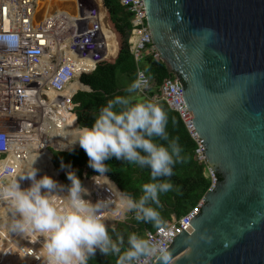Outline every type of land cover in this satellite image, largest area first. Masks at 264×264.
I'll return each mask as SVG.
<instances>
[{
	"label": "water",
	"instance_id": "obj_1",
	"mask_svg": "<svg viewBox=\"0 0 264 264\" xmlns=\"http://www.w3.org/2000/svg\"><path fill=\"white\" fill-rule=\"evenodd\" d=\"M144 4L153 46L221 176L169 246L170 264H264V0Z\"/></svg>",
	"mask_w": 264,
	"mask_h": 264
},
{
	"label": "built area",
	"instance_id": "obj_2",
	"mask_svg": "<svg viewBox=\"0 0 264 264\" xmlns=\"http://www.w3.org/2000/svg\"><path fill=\"white\" fill-rule=\"evenodd\" d=\"M120 2L132 14L129 43L136 64L142 66L147 52L158 59L147 25L144 0ZM105 11L102 0H0V187L16 177L19 180L28 162L44 153L46 141L51 138L62 141L65 133H72L74 127L80 128L74 117L76 81L79 82L82 74L95 70L109 53L102 26ZM140 72L150 81L145 69L139 68L137 75ZM159 100H164L182 119L196 145L195 159L203 165V173L210 180L208 190H212L218 174L207 163L178 78L163 80ZM111 183L102 174L89 177L84 183L90 192L86 198L93 202L100 199V214L106 220L118 210ZM60 196L58 204L62 207L64 194ZM203 202L204 195L180 216L174 215L162 226L146 230L145 237L161 241L168 249ZM5 216L0 213V227L11 243L6 232L11 231L10 223ZM22 236L28 237L30 244L18 242L21 252L34 256L35 263H39L38 250L43 248L44 237L37 233ZM13 256L11 264H29L24 258ZM147 261L153 264L156 257H148Z\"/></svg>",
	"mask_w": 264,
	"mask_h": 264
},
{
	"label": "clouds",
	"instance_id": "obj_3",
	"mask_svg": "<svg viewBox=\"0 0 264 264\" xmlns=\"http://www.w3.org/2000/svg\"><path fill=\"white\" fill-rule=\"evenodd\" d=\"M146 71V70H145ZM149 78L140 72L125 89L128 95H116L99 109L93 123L80 128L76 139L58 151H74L78 143L88 156V165L104 175L110 170V158L149 170V180L140 185L139 196L122 193L121 219L131 213L138 222L156 227L164 224L159 208L162 193L179 191L170 179L177 163L185 161L178 137L170 136L168 113L153 101H137L134 94L147 87ZM163 141V142H158ZM37 158V157H36ZM33 160L30 170L19 174L0 187V201L12 212L10 230L20 235L35 232L44 237L41 255L44 264H89L97 250L115 256V264H148L156 257L160 264H170L171 255L161 241L150 240L136 232L125 237L100 214V199L86 198L89 189L83 185L71 162L60 159L67 169L70 184L64 185L40 169ZM30 184L21 187V181ZM64 194L63 206L57 203ZM111 227V233H110ZM126 243V246H125Z\"/></svg>",
	"mask_w": 264,
	"mask_h": 264
},
{
	"label": "trees",
	"instance_id": "obj_4",
	"mask_svg": "<svg viewBox=\"0 0 264 264\" xmlns=\"http://www.w3.org/2000/svg\"><path fill=\"white\" fill-rule=\"evenodd\" d=\"M106 7V12L102 17V26L107 35L110 50L104 60L98 63L95 70L90 73H85L80 76V84L73 100L76 104L75 118L80 127L85 125L90 126L99 113V109L106 104V102L116 95H128L125 91L127 86L136 79L139 68L145 69L150 77V81L143 89V92H136L134 94L137 101H153L159 103L168 113L167 130L172 137H178L179 142L183 147V155L186 157L182 163H177L174 167V175L170 178L174 185L179 186V191L173 190L168 193H162L160 196L162 207L159 208L164 224L172 218V214L180 216L189 208L193 207L207 192L210 186V180L203 173V165L198 163L195 159V142L190 137L182 119L179 114L172 110L164 100H159L161 96V84L167 77L178 78L173 73H169L165 64L158 58H153L151 52H147L144 57L142 66H138L135 62L134 56L130 50L129 35L132 29L131 12L121 4L120 0H102ZM98 2V0H97ZM75 87V86H74ZM163 142V141H158ZM70 146V144H68ZM76 144L74 147H77ZM62 148V147H59ZM58 148V149H59ZM56 149L52 157V168L55 174H58L62 179V184L68 185L70 181L67 178V169L60 167V159L63 158L65 163L71 162L72 167L77 171L82 183L85 178L101 175L88 165V156L82 147L74 149V151ZM28 162L30 170L33 160ZM111 167L105 174L113 180L124 193H131L134 196H139L140 185L149 180V170L147 168L141 169L136 165L128 164L115 157L106 161ZM35 166L41 169L42 174L54 176L49 171V165L40 160L37 156ZM44 169V170H43ZM39 172V173H40ZM56 179V178H54ZM221 176L218 175V180ZM57 180V179H56ZM58 181V180H57ZM105 182V180L103 181ZM107 183V182H106ZM111 188L120 194L115 185L111 183ZM60 199H57V203ZM3 204V203H2ZM4 206V204H3ZM6 215H10L11 211L4 207ZM9 220V218H4ZM109 219V217H108ZM106 220V223L109 220ZM131 221L133 223L128 234L136 232L145 237V231L153 229L151 223H143L136 221L131 214ZM110 223V222H109ZM10 225V224H8ZM34 232L29 233V237ZM20 235V234H18ZM5 237V231L0 227V238ZM28 237H23L15 241L6 253L0 255V264H11V257L18 256L25 259V263L36 264L34 256H26L21 252L18 242H28ZM30 244V242H28ZM126 246V243H125ZM43 248L38 250L40 256L39 263L44 264L41 255ZM1 251V247H0ZM99 255L103 258L102 264H115V256H105L97 250ZM1 254V253H0ZM105 259V260H104ZM96 263L90 259L89 264Z\"/></svg>",
	"mask_w": 264,
	"mask_h": 264
},
{
	"label": "rangeland",
	"instance_id": "obj_5",
	"mask_svg": "<svg viewBox=\"0 0 264 264\" xmlns=\"http://www.w3.org/2000/svg\"><path fill=\"white\" fill-rule=\"evenodd\" d=\"M75 110H76V108H75ZM73 115H74V113H73ZM74 117H75V115H74ZM79 130H80L79 128L74 127L72 133H70V134H66L65 133L63 135V140L62 141H60V140H54V138H51L50 140L46 141V144H44L46 146V149H44V153L42 155L38 156L39 159L42 160V161H44V162H46L49 165L51 153L53 155L54 151L56 149H58L59 147L65 146L66 144L67 145L70 144L72 140L76 139V137H77V135L79 133ZM74 149H76V148H74ZM48 169L50 171V167H48ZM28 170L29 169L27 168V169H25L24 172H27ZM40 171H41V169H40ZM38 175H42V172L38 173ZM53 178H54V176H53ZM91 180H89V181H91ZM9 183L10 182H8L6 184H3V186H5V185H7ZM29 184H30V181H28V180L21 181V187H26ZM85 186L88 188V184H86ZM58 198H62V196H59ZM114 199L116 201V206L118 207V210H117V212L110 214L112 216V219L109 218L108 220H109L110 223L109 222H107V223L110 226H113L114 225L115 228H116V231L119 232V233H122L124 235L125 242H126L127 241V236H128V231L131 229V227L133 225V223L131 221V213H128L127 214V219H121V215H122V212H123V210L121 208L122 194L121 193L119 194L118 192H115ZM2 203L3 202L0 201V213L2 215H6V213H3L2 211H6V209H4V207L8 208L9 205L7 204V206H5V205L3 206ZM7 211H10V208H8ZM11 214H12V212H11ZM11 214L8 215V216L7 215L5 216V218H9V220H7L6 222L7 223H10V224L12 222L11 219L13 218L11 216ZM110 215L108 217H111ZM174 215L175 214H172V217H174ZM8 229L10 230V226H8ZM6 232H7V235L9 236V240H12V242L11 243H8L7 242L8 239H7L6 236L5 237H2V239L0 238V247H1V251H0L1 254L0 255H2V257H3V254L6 253V250L8 248L10 249L11 245L14 244L16 240L22 238V235H18V233H15V232H12V231H7V230H6ZM110 233H111V227H110ZM107 257H109V256H107ZM99 258H102V257L99 255L98 252H96L95 257L92 259V260L96 261V263H93V264H102L103 260H100Z\"/></svg>",
	"mask_w": 264,
	"mask_h": 264
},
{
	"label": "crops",
	"instance_id": "obj_6",
	"mask_svg": "<svg viewBox=\"0 0 264 264\" xmlns=\"http://www.w3.org/2000/svg\"><path fill=\"white\" fill-rule=\"evenodd\" d=\"M80 84V82L76 81V86H78ZM80 129V128H79Z\"/></svg>",
	"mask_w": 264,
	"mask_h": 264
},
{
	"label": "bare ground",
	"instance_id": "obj_7",
	"mask_svg": "<svg viewBox=\"0 0 264 264\" xmlns=\"http://www.w3.org/2000/svg\"><path fill=\"white\" fill-rule=\"evenodd\" d=\"M75 86V85H74ZM61 147H64V146H61Z\"/></svg>",
	"mask_w": 264,
	"mask_h": 264
}]
</instances>
